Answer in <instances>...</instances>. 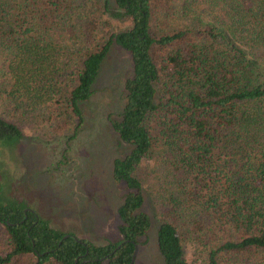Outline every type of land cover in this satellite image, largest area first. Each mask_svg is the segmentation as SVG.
I'll return each mask as SVG.
<instances>
[{
	"label": "trees",
	"instance_id": "trees-1",
	"mask_svg": "<svg viewBox=\"0 0 264 264\" xmlns=\"http://www.w3.org/2000/svg\"><path fill=\"white\" fill-rule=\"evenodd\" d=\"M197 5L215 19L185 23ZM115 20L129 26L116 29ZM114 46L132 61L125 104L111 119L129 148L113 163L126 190L121 241L97 246L18 202L0 203L9 242L0 264L29 255L31 264H131L151 230L137 176L145 164L155 175L164 264H190L185 240L203 247L205 264L222 255L264 264V0H0L4 113L71 114L79 129ZM22 138V126L0 113V144Z\"/></svg>",
	"mask_w": 264,
	"mask_h": 264
},
{
	"label": "rangeland",
	"instance_id": "rangeland-1",
	"mask_svg": "<svg viewBox=\"0 0 264 264\" xmlns=\"http://www.w3.org/2000/svg\"><path fill=\"white\" fill-rule=\"evenodd\" d=\"M197 16L190 15L187 24L215 19L194 6ZM116 29L129 22L113 21ZM132 75L129 54L118 46L111 48L90 101L83 104L84 121L67 118L50 120L48 114L26 115L0 113L22 126L24 138L13 141L12 148L0 144V203L18 202L54 230L72 235L97 246L121 241L118 209L125 195V185L113 177V163L129 152L114 131L111 119L121 113L125 104V82ZM54 109V108H53ZM14 110V111H13ZM42 114V113H41ZM137 176L144 181L146 203L143 211L151 218L146 242L138 246L134 264H164L157 244L159 210L155 175L152 167L142 166ZM6 230L0 225V255L9 251ZM186 260L205 264L207 255L192 240L184 242ZM220 264H241L234 255H222ZM35 257H25L21 264H31Z\"/></svg>",
	"mask_w": 264,
	"mask_h": 264
},
{
	"label": "water",
	"instance_id": "water-1",
	"mask_svg": "<svg viewBox=\"0 0 264 264\" xmlns=\"http://www.w3.org/2000/svg\"><path fill=\"white\" fill-rule=\"evenodd\" d=\"M137 252H138V246H136V249H135V252H134V254H133V258H132V262H131V264H134L135 259H136Z\"/></svg>",
	"mask_w": 264,
	"mask_h": 264
}]
</instances>
